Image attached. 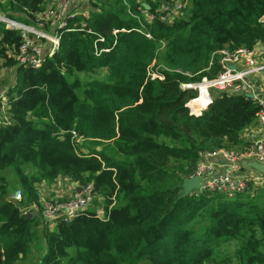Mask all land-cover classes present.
Returning <instances> with one entry per match:
<instances>
[{"label":"trees","instance_id":"1","mask_svg":"<svg viewBox=\"0 0 264 264\" xmlns=\"http://www.w3.org/2000/svg\"><path fill=\"white\" fill-rule=\"evenodd\" d=\"M47 1L0 0V12L38 26ZM85 1L88 16H65L38 68L15 60L24 40L0 21V67L15 70L0 122V264L39 239L33 264H264V184L180 196L203 153L248 145L257 98L215 93L194 115L182 85L217 76L223 50L264 47V0H182L172 19L160 7L180 0ZM57 178L91 183L102 214L43 217L36 185Z\"/></svg>","mask_w":264,"mask_h":264},{"label":"built area","instance_id":"2","mask_svg":"<svg viewBox=\"0 0 264 264\" xmlns=\"http://www.w3.org/2000/svg\"><path fill=\"white\" fill-rule=\"evenodd\" d=\"M66 1H56L55 7L57 13L50 16V19L48 16L52 14L51 8L44 9L35 15V21L39 22L37 24H47L48 21H50L51 25H54L55 22L57 23L52 26V29L47 28L46 33L35 25H29L23 21L8 17L3 13L0 14V21L6 27L18 29L24 40L19 47V52L15 55V60L18 63L26 67L38 68L42 66L45 60L53 56L59 45V33L57 34L56 27H62L66 24V15L60 18ZM185 4L186 2L180 0L176 1L170 7L174 6V10L177 11L179 9L181 10ZM164 8L168 9V7ZM161 11L165 13L164 16H161L164 19L167 17V10ZM86 12L84 14L88 16ZM148 18H151V15ZM46 45L48 46L46 47ZM220 65L221 70L214 78H202L199 82L185 83L182 85L184 88L194 89L196 91V96L189 99L186 103L190 113L194 115L200 114L211 102L215 93L251 94L253 98H257L259 106L255 123L264 124V98L259 97L255 93L254 85L250 81L252 76L264 70V47L257 45L252 49L240 48L234 53L223 50L221 51ZM7 98V87L0 86V122L7 120L5 112ZM247 144L242 148L219 149L211 153H203L193 173V175L198 176L199 188L192 192L195 194L204 191L217 192L231 197L236 192L244 191L248 183L253 185L264 184V172H259L251 167L245 168L243 165V161L264 163V140L256 138ZM211 157L221 159L225 169L223 171L215 170L213 163L208 160ZM248 169L251 171H248ZM254 173L263 175L256 177L253 175ZM73 188L74 194L66 197L65 200L44 199L42 202L40 200L39 203L43 217L47 219H53L57 216H64L66 219L72 217L78 211L84 209L85 205L95 196L91 183L77 187L78 191L77 188ZM21 197L22 193L17 189L13 193L12 198L17 201Z\"/></svg>","mask_w":264,"mask_h":264},{"label":"rangeland","instance_id":"3","mask_svg":"<svg viewBox=\"0 0 264 264\" xmlns=\"http://www.w3.org/2000/svg\"><path fill=\"white\" fill-rule=\"evenodd\" d=\"M57 0H48L47 1V5L45 9H50L51 8V12L52 14H50L48 16V18L50 19V16L54 15L57 13V9L55 7V3ZM143 6L145 8H147V5L145 3H143ZM164 7H168L164 8ZM174 6L170 7L169 5H164L162 6L160 9L161 10H167V18L168 19H172L176 16H180L185 15V13L188 11V5L185 4L183 8H181V10H177L175 11ZM89 7H88V3H86L85 0H67L66 1V5L63 7L62 9V14L60 16L64 17L65 15H67L68 13H75V12H86L88 11ZM0 14H2L0 12ZM57 24L56 22L54 23V25ZM50 24V21L47 22V24H38L37 27H39L44 33H46V29L50 28L52 29V26ZM48 45H46L47 47ZM103 75V70H99L95 76H102ZM82 76V74H81ZM87 77V75H85ZM92 76V75H89ZM15 78V70L12 67H0V86H6L8 87L14 80ZM88 78V77H87ZM256 172V171H255ZM256 177H260L263 174H257L254 173L253 174ZM6 176L11 184V191H10V197H13V193L18 189L17 187V180L16 178L12 175L11 172H7ZM71 182L73 183L74 181L72 180H67L66 178H57L52 181H44L41 184L36 185V189H37V193H39L40 198L39 201L41 200L44 201V199H56L58 201L61 200H65L66 197L73 195V187H77V183L75 182V184H71ZM23 197V196H22ZM13 199V198H12ZM95 196L92 197V199L90 200L89 203H87L85 205V208H90V207H94L97 212L101 215L102 214V210H101V206H100V202L99 203H95L94 202ZM98 201V199H96ZM241 243L239 241H230L225 245V249L228 253H233V251L235 249H237L239 247ZM40 246L43 248L44 244L42 242L41 239L37 240L35 243H33L30 247L31 252L28 255V257L26 258V260L22 261L20 264H33V262L35 260L38 259V256H40L41 254V248ZM234 264H236V262H234Z\"/></svg>","mask_w":264,"mask_h":264},{"label":"crops","instance_id":"4","mask_svg":"<svg viewBox=\"0 0 264 264\" xmlns=\"http://www.w3.org/2000/svg\"><path fill=\"white\" fill-rule=\"evenodd\" d=\"M250 81L254 85L255 93L264 98V70L260 71L258 74L252 76ZM240 138L244 143H250L256 138H261L264 140V124L253 123L244 128L240 134ZM214 165V169L217 171H223L225 169L223 161L221 159H215V157H211L208 159ZM251 169V168H250ZM248 169V171L250 170ZM246 170V169H244ZM247 171V172H248ZM251 171V170H250ZM68 180V178H66ZM55 181V179H54ZM71 184H75V182H71ZM77 188V187H75Z\"/></svg>","mask_w":264,"mask_h":264},{"label":"water","instance_id":"5","mask_svg":"<svg viewBox=\"0 0 264 264\" xmlns=\"http://www.w3.org/2000/svg\"><path fill=\"white\" fill-rule=\"evenodd\" d=\"M247 96L252 97L251 94ZM243 165L245 168L251 167L259 172H264V163H258L256 161H243ZM198 188H199V179L197 175H193L192 177H186L182 181V191L180 192V196H186L190 192ZM77 191H78V188H77ZM31 214L32 216L34 215L38 216V213L35 210L32 211Z\"/></svg>","mask_w":264,"mask_h":264},{"label":"bare ground","instance_id":"6","mask_svg":"<svg viewBox=\"0 0 264 264\" xmlns=\"http://www.w3.org/2000/svg\"><path fill=\"white\" fill-rule=\"evenodd\" d=\"M193 105V104H192Z\"/></svg>","mask_w":264,"mask_h":264}]
</instances>
